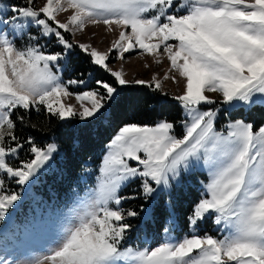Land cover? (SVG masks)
<instances>
[{
  "label": "snow or ice",
  "instance_id": "obj_1",
  "mask_svg": "<svg viewBox=\"0 0 264 264\" xmlns=\"http://www.w3.org/2000/svg\"><path fill=\"white\" fill-rule=\"evenodd\" d=\"M61 13L67 14L64 21ZM88 25L122 30L100 51L69 39ZM53 42L59 50H48ZM136 48L156 64L166 55L169 73L175 74L165 73L164 79L183 80V94L173 97L184 113L182 134L168 119L120 126L107 145L95 189L54 246L20 262L9 258L0 239V264H264V124L229 119L217 130L226 113L264 108V0H44L39 7L25 0L0 6V224L22 199L8 182L28 192L58 151L55 143L39 146L18 134L26 114L42 108L62 123L77 118L86 127L108 119L124 86L160 90L155 76L152 82H130L122 69L109 66L113 56L124 60ZM75 55L86 56L112 80L96 79L92 88L83 78L64 82L60 73ZM69 86L86 90L70 92ZM72 96L78 107L63 102ZM24 151L31 158L14 165ZM201 166L208 182L186 217L189 233L173 235L176 217L169 200L164 238L151 247L131 245L133 219L155 221L162 195L171 196ZM133 182L138 192L123 195ZM138 198L144 201L139 210L123 208ZM208 222L222 236L201 235Z\"/></svg>",
  "mask_w": 264,
  "mask_h": 264
},
{
  "label": "rangeland",
  "instance_id": "obj_2",
  "mask_svg": "<svg viewBox=\"0 0 264 264\" xmlns=\"http://www.w3.org/2000/svg\"><path fill=\"white\" fill-rule=\"evenodd\" d=\"M24 2L25 0H0V6ZM43 2L44 0H36V6H41ZM66 15L67 14L65 13H61L58 16V19L64 21L66 19ZM32 30L36 31L34 27ZM120 30L122 29L117 28L115 32H108L106 27L103 25H88L83 33L77 32L74 37L69 36V39L79 40L82 43L91 44L100 51H106L111 46V42L118 38ZM128 31H130V29H128ZM21 43H24V41L22 40ZM44 43L45 41L41 40V44ZM48 50L54 51L59 49L53 42L48 43ZM141 53L142 50L136 48L132 52L125 54L124 60H117L113 56L109 60V66L113 70L122 69L125 74V78L130 82H134L137 79L152 82L153 77L155 76L156 80L161 82V89L158 90L161 94L166 93L167 96L172 98L176 95L183 94L185 85L182 79L179 83H174L171 79H164L165 73H168L169 76L175 74L169 73L170 62L167 60L166 55L161 57L162 63L156 64L153 57ZM80 56L81 55H75L73 58H79ZM72 62L67 64L64 67V70L60 73L61 79L64 82H67L69 79L83 78L86 81H89L87 88L95 87V74H99L97 69L93 67L81 77V73L76 71V67ZM145 65H147V67ZM88 73H92L91 78H89ZM131 85L136 84L130 83L127 86ZM83 90H86L85 86H69L70 92H79ZM206 95L212 98H218L216 93H206ZM63 102L65 104H73L78 107L75 96L63 98ZM179 106L181 108L179 121L181 122L184 119V113L180 104ZM258 118L263 119L259 125L264 124V108L256 107L250 111L243 108L237 109L233 111L231 115L226 113L224 116L220 117L217 130H221L228 123L229 119H246L256 125V120ZM71 119L78 120L77 118ZM159 120L161 119L156 120L152 124L145 125H154ZM182 131V128L178 130L176 127V134L178 136L182 134ZM49 143H55V141L51 139ZM107 145L102 154L101 162ZM56 156H59V151L54 154V158L52 159L50 166L45 168L39 174L38 181L28 192H23L22 189H20L14 182H8L7 184L9 189L21 191L22 194V199L18 202L19 206L16 208L15 212L12 213L6 223L0 224V239L5 240L7 249L11 253L9 258L12 260L23 262L45 254L50 247L54 246V243L58 240L63 228L71 221L74 210L77 209L83 201H86L95 189L97 177L100 175L99 169L95 180H93L90 184L85 185L82 189L75 188L72 191H67L65 194H59L51 189L46 192L45 188L48 189L49 185L45 184L44 187L41 185V181L44 180V174L54 168ZM131 163L135 165V162ZM40 178L42 179L40 180ZM86 179L87 178L84 175L80 178L81 182L86 181ZM207 182L208 173L205 169H203V166H201V169L189 176L187 180L172 193L171 196H168L167 194L162 195V198L155 205V221L151 223H143L133 219L132 223L136 231L131 234L130 244L133 246L151 247L164 238L163 225L168 216L166 205L169 200L174 201V211L176 217V232L173 233V235L182 237L183 235L188 234L189 229L184 227V222L181 216H184L186 221V217L191 213L193 205L197 203L201 197L203 184H206ZM38 184L39 187H37ZM138 190V182H133L123 189L122 194L130 196L138 192ZM188 194L193 198H191L192 204L190 210L185 213L187 204L183 198L184 196L187 197ZM181 200H184L183 205L179 202ZM142 203H144V201L139 198L136 200H128L123 204V208L125 210H139V206ZM178 208L181 209L178 210ZM201 227V235L207 231L210 234L222 236L221 233L217 232L216 226L211 222H208Z\"/></svg>",
  "mask_w": 264,
  "mask_h": 264
},
{
  "label": "trees",
  "instance_id": "obj_3",
  "mask_svg": "<svg viewBox=\"0 0 264 264\" xmlns=\"http://www.w3.org/2000/svg\"><path fill=\"white\" fill-rule=\"evenodd\" d=\"M72 61L76 71L83 75L93 68L86 56L81 55ZM96 69L99 74H95V79L112 80L107 72ZM180 113L181 108L172 97L162 95L147 85H131L121 89L120 103L108 110V119L102 123L94 122L86 127L76 119L62 123L41 108L40 111L32 110L26 114V124L18 129V134L33 137L39 146L46 145L51 139L55 141L59 156L55 157L54 168L44 174L41 185H49L48 189L45 188L46 192L51 189L65 194L75 188L82 189L95 180L105 147L120 126L126 123L152 124L158 119H168L176 123L180 130ZM262 121L258 118L256 125ZM30 158L26 151L21 152L13 164ZM82 175L87 178L84 182L80 180ZM190 196L188 194L183 198L187 204L185 213L191 208L193 197ZM184 200L179 202L183 205ZM181 218L185 223V217Z\"/></svg>",
  "mask_w": 264,
  "mask_h": 264
}]
</instances>
